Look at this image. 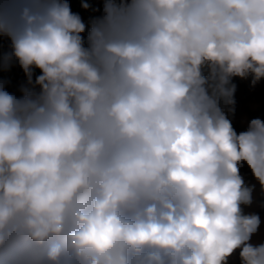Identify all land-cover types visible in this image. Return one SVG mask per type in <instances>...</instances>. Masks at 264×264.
Masks as SVG:
<instances>
[{
  "label": "clouds",
  "instance_id": "clouds-1",
  "mask_svg": "<svg viewBox=\"0 0 264 264\" xmlns=\"http://www.w3.org/2000/svg\"><path fill=\"white\" fill-rule=\"evenodd\" d=\"M100 4L0 0V264H264V0Z\"/></svg>",
  "mask_w": 264,
  "mask_h": 264
},
{
  "label": "trees",
  "instance_id": "trees-1",
  "mask_svg": "<svg viewBox=\"0 0 264 264\" xmlns=\"http://www.w3.org/2000/svg\"><path fill=\"white\" fill-rule=\"evenodd\" d=\"M8 42L0 41L3 50H7ZM14 76L9 88L10 92H16L17 88L22 83H26V77L22 69L18 65L13 66ZM251 77L241 80L239 78H233V83L237 85V91L235 93L236 111L233 118V124L237 131H241L246 126L248 120L260 117L264 119V80H261L254 88L250 86ZM19 94V93H17ZM242 172L246 175V179L249 183H255L248 174V169L245 167ZM264 203V198L260 196L259 186L257 185L255 193V202L252 209L259 212L264 217V209L261 208V204Z\"/></svg>",
  "mask_w": 264,
  "mask_h": 264
},
{
  "label": "rangeland",
  "instance_id": "rangeland-1",
  "mask_svg": "<svg viewBox=\"0 0 264 264\" xmlns=\"http://www.w3.org/2000/svg\"><path fill=\"white\" fill-rule=\"evenodd\" d=\"M74 6H77L78 8H74V12L79 13L82 18L84 19L85 23H87L91 16L98 15V13H93L91 10L85 11L81 8V0H72ZM89 2L92 4L93 8L101 7L100 0H89ZM14 76V70L13 67L10 70H7L5 73L0 74V80L9 81L6 85L7 88L10 87L12 80Z\"/></svg>",
  "mask_w": 264,
  "mask_h": 264
},
{
  "label": "built area",
  "instance_id": "built-area-1",
  "mask_svg": "<svg viewBox=\"0 0 264 264\" xmlns=\"http://www.w3.org/2000/svg\"><path fill=\"white\" fill-rule=\"evenodd\" d=\"M69 2H70V4H71V7H72V5H73V3H72V0H69ZM83 35H85L86 36V33L85 34H83ZM6 71H4V70H0V74H3V73H5Z\"/></svg>",
  "mask_w": 264,
  "mask_h": 264
},
{
  "label": "crops",
  "instance_id": "crops-1",
  "mask_svg": "<svg viewBox=\"0 0 264 264\" xmlns=\"http://www.w3.org/2000/svg\"><path fill=\"white\" fill-rule=\"evenodd\" d=\"M73 3V2H72ZM74 6V4L72 5V11L74 10V8H78L77 6H75V7H73ZM74 12V11H73ZM35 74H39V70H35Z\"/></svg>",
  "mask_w": 264,
  "mask_h": 264
}]
</instances>
